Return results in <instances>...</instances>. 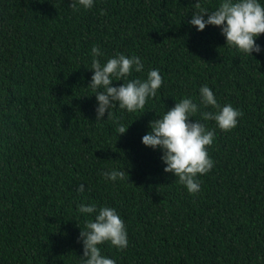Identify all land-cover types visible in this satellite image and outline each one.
<instances>
[{"label": "trees", "instance_id": "1", "mask_svg": "<svg viewBox=\"0 0 264 264\" xmlns=\"http://www.w3.org/2000/svg\"><path fill=\"white\" fill-rule=\"evenodd\" d=\"M220 2L94 0L74 11L71 0H0V264H82L78 237L97 213L81 204L114 208L124 221L127 248L98 246L115 264H264V34L250 56L219 27L189 24L197 3L212 12ZM93 46L102 66L139 57L144 68L129 80L159 70L163 84L144 109L117 104L96 120ZM205 85L243 113L231 131L203 120L216 111L200 102ZM184 98L215 132L214 166L195 195L141 142ZM113 169L128 181L102 175Z\"/></svg>", "mask_w": 264, "mask_h": 264}, {"label": "clouds", "instance_id": "2", "mask_svg": "<svg viewBox=\"0 0 264 264\" xmlns=\"http://www.w3.org/2000/svg\"><path fill=\"white\" fill-rule=\"evenodd\" d=\"M78 5L91 9L94 0H71L69 7L74 11ZM196 7L199 12L192 14L190 25L198 31L205 29L206 25L220 28L226 38V44L239 51L250 55L261 52V47L256 43V37L264 34V6L258 0H221L216 10L208 12ZM207 15V19H205ZM93 74L90 86L98 102L95 109L96 120L102 119L107 112L111 117L110 109L117 106L129 112L144 109L149 97H155L163 84V78L158 69L147 73V79H131L132 72H141L144 68L142 60L137 56L127 57L118 54L110 58L102 66L95 57L102 55L98 46L91 49ZM124 81L118 87L111 86L113 81ZM200 102L204 107L215 109L214 112L201 113L203 120H214L221 131L228 132L238 124V118L243 113L231 104L221 106L213 91L208 86L200 88ZM200 109L191 98L181 99L174 107L167 110L162 118L150 123L151 131L143 135L141 142L152 149L162 151L161 160L166 165V173L178 177L179 183L184 185L190 194L195 195L200 191L201 184L198 176L207 174L214 166V161L208 154V148L215 140V132L206 130L203 123L192 119ZM191 118V119H190ZM128 126V125H127ZM127 126L119 125L117 133L124 134ZM102 175L111 181L127 180L128 173L118 170L103 172ZM84 192V184L76 188ZM79 212L95 215L94 220L86 222L84 231H80L78 240L83 244L82 264H115L111 258L101 254L98 247L109 242L117 249L123 250L128 246L126 225L114 208H96L94 204H81Z\"/></svg>", "mask_w": 264, "mask_h": 264}]
</instances>
